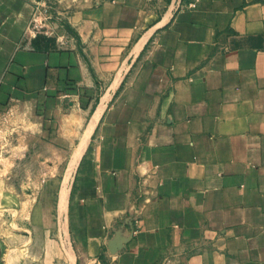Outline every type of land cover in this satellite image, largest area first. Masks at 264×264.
<instances>
[{
  "label": "crops",
  "instance_id": "1",
  "mask_svg": "<svg viewBox=\"0 0 264 264\" xmlns=\"http://www.w3.org/2000/svg\"><path fill=\"white\" fill-rule=\"evenodd\" d=\"M17 101L89 129L0 264H264V0H0Z\"/></svg>",
  "mask_w": 264,
  "mask_h": 264
},
{
  "label": "rangeland",
  "instance_id": "2",
  "mask_svg": "<svg viewBox=\"0 0 264 264\" xmlns=\"http://www.w3.org/2000/svg\"><path fill=\"white\" fill-rule=\"evenodd\" d=\"M72 115L53 113L40 102L0 106V222L12 230L25 221L31 193L44 178L54 176L64 187L70 183L73 159L80 156L89 129V122H73Z\"/></svg>",
  "mask_w": 264,
  "mask_h": 264
},
{
  "label": "built area",
  "instance_id": "3",
  "mask_svg": "<svg viewBox=\"0 0 264 264\" xmlns=\"http://www.w3.org/2000/svg\"><path fill=\"white\" fill-rule=\"evenodd\" d=\"M34 26H35V27H38V24H37L36 22H34Z\"/></svg>",
  "mask_w": 264,
  "mask_h": 264
},
{
  "label": "bare ground",
  "instance_id": "4",
  "mask_svg": "<svg viewBox=\"0 0 264 264\" xmlns=\"http://www.w3.org/2000/svg\"><path fill=\"white\" fill-rule=\"evenodd\" d=\"M77 155H78V154H77ZM77 155H76V156H77ZM74 159H75V157H74ZM73 161H75V160H73ZM74 164H75V163H74ZM64 194H66V193H64ZM64 197H65V196H64ZM64 199H65V198H64ZM61 201H62V199H61Z\"/></svg>",
  "mask_w": 264,
  "mask_h": 264
}]
</instances>
